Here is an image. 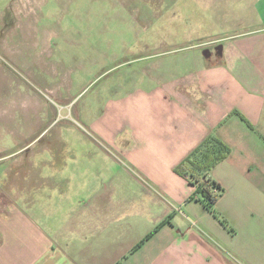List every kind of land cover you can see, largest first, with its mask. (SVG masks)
<instances>
[{"label":"crops","instance_id":"1","mask_svg":"<svg viewBox=\"0 0 264 264\" xmlns=\"http://www.w3.org/2000/svg\"><path fill=\"white\" fill-rule=\"evenodd\" d=\"M185 1L210 19L196 44L153 31L85 83L76 36L11 57L0 264H264V0ZM210 133L230 148L209 173L226 225L174 170Z\"/></svg>","mask_w":264,"mask_h":264},{"label":"rangeland","instance_id":"2","mask_svg":"<svg viewBox=\"0 0 264 264\" xmlns=\"http://www.w3.org/2000/svg\"><path fill=\"white\" fill-rule=\"evenodd\" d=\"M162 2L163 0H0L1 87H8L11 57L14 58L26 48L30 52L36 47L43 52L46 49L49 51V46L53 44L72 49V45H68L71 36H76V83H85L96 76L98 70L95 68L99 67L97 62L104 61L103 54L109 47L108 52L117 50L121 45H127L130 50L133 46L143 47L153 40V31L162 37L172 32L177 45L185 40L184 35L193 32L189 40L196 44L200 39H197V35L209 32L210 19L203 15L202 5L185 0ZM53 31L58 32L59 36L50 43L48 38ZM164 40L166 39L162 38ZM202 40L204 39L200 42ZM44 55V59L48 61L50 54ZM55 58L54 55L52 59ZM50 67L56 65L51 64ZM1 87L0 96L4 100L6 89ZM88 93L84 92L78 97L80 102L77 107L86 101ZM49 96L52 101L49 105L51 116L61 103H58L60 101L53 90ZM8 106L7 101H0L1 113L7 111ZM66 123L68 120L60 122ZM7 125L8 119L2 116L1 126Z\"/></svg>","mask_w":264,"mask_h":264},{"label":"trees","instance_id":"3","mask_svg":"<svg viewBox=\"0 0 264 264\" xmlns=\"http://www.w3.org/2000/svg\"><path fill=\"white\" fill-rule=\"evenodd\" d=\"M229 153V146L215 134L210 133L174 169L178 174L185 176L189 184L194 187L190 199L200 202L223 225H226L227 222L215 209V202L223 192V188L209 177V173ZM167 220L168 218L162 220L153 231L157 230Z\"/></svg>","mask_w":264,"mask_h":264}]
</instances>
